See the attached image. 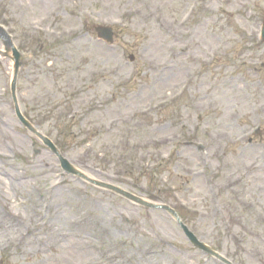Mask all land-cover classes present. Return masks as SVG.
Here are the masks:
<instances>
[{
	"label": "rangeland",
	"instance_id": "1",
	"mask_svg": "<svg viewBox=\"0 0 264 264\" xmlns=\"http://www.w3.org/2000/svg\"><path fill=\"white\" fill-rule=\"evenodd\" d=\"M52 1V4L44 7L28 8L24 4V0H10V3H7L3 8L2 13H7L8 18L25 29L27 22L40 19L48 14L54 4V0ZM124 1L67 0L64 3L59 2L60 12L52 20L51 25L59 31L78 29L82 17L80 11L91 9L93 17L123 18L129 22L131 27L133 26L131 33L120 34L117 42L119 51L113 52L114 56L106 53L85 35L81 38L66 39L67 51L63 50L64 46L61 47L54 43L58 48L56 53L72 56V58H64L65 67L63 69L69 68L66 66L67 63H77L76 67L80 70L81 75L94 67L103 68L105 66L107 69L122 67L124 70L123 78H116V81L111 78L97 84L98 93L91 91V88H86L83 96L84 107L72 108L70 106V108L61 110L63 114L61 118L65 116V112H70L69 116H75L76 111L80 113L79 117H74L75 120L71 126L77 129L90 128L88 137L92 138L87 140L90 143L88 145H91L89 148L84 146L83 142H73V145L67 144L68 155L75 158L78 157L77 155L87 153V150L92 148L95 153L103 155L106 153L108 156H113V160L118 162V156L122 155L123 152H128L131 148L130 144L133 145L134 142L137 144L132 146V154L146 149L145 142L148 139L151 141L152 137L164 139L167 135L188 134V131L192 134L195 133L198 139L208 141L216 151L224 147L222 156H216L213 159L210 166L212 168L209 170L210 176L220 186H224L225 183L229 182V179L243 178L241 184L233 190L221 192L222 202L226 204L227 209V223H229L227 227L219 222L215 225L213 217L210 216V212H214V210L203 185L204 181L209 179V175L203 181H198L199 183L190 182L186 184L184 180H174V182L179 187L180 198L200 212L195 217L197 218L196 222L193 221L191 226L201 241L208 242L214 239L213 242L223 252L229 254L231 261H234L235 264H264V257L260 260L251 257L250 254L246 255L240 251L230 237L233 232L242 233L246 238L245 244L247 246L259 247L260 245L258 236L264 233V226L256 222L257 216L264 213V148L244 152L240 149H231L225 143L227 137L231 138L240 134L254 124V119L258 118L256 112L264 105V45L257 46L254 40L251 42L248 38L246 39L248 34L256 35L257 33V25L264 17V0H147L142 13L133 16L128 14L130 4L124 3ZM194 3L198 6H195ZM191 6L198 8V11L187 24L185 32L182 31L184 35L180 38L178 36L180 31L178 20L184 13L189 12ZM160 8L166 11L164 21L167 32H177L174 38L167 36L166 30L162 29L160 25L147 23V20L142 18L149 13L154 14V12L160 11ZM66 10H69V14L71 13L68 18L62 16V12L66 13ZM71 42H75L74 47L70 45ZM183 47L188 48L186 51L188 55L177 57L178 52ZM0 49H2L1 45ZM189 51L191 56H189ZM137 52H139L138 60L134 64L129 63L126 59L122 60L126 54L136 57ZM215 56L218 60L214 67L204 66L207 61L209 62ZM9 64L10 62L7 61L5 66L7 74L0 71V95L1 92L7 90L8 78H11V65ZM40 64L38 68H34L27 74L28 81L24 77L21 79V84L18 86L21 88L22 94L19 92L18 101L22 111L31 118V122H34L33 125L43 127L50 133L53 131V125L47 120V115L44 116L43 113L57 110V108L45 110L40 105L31 107L28 102L38 100L41 103L47 99L45 94L52 92L56 84L63 87L62 83L70 82L74 72L72 68L69 74L54 75L47 72L46 68L41 67ZM163 65L164 67L172 65L174 68L170 74L171 81L168 86L163 81L153 89L145 90L140 97L136 96L134 99V97L128 98L126 96L132 92L139 79L138 70H142L143 73L140 79L146 81L143 78L145 74L150 73L152 78L156 77V72L152 69L149 71V68H159ZM250 68L259 69L263 75L259 78H252L248 73ZM191 71L193 72L190 73ZM60 75H65L62 81L58 80L57 76ZM188 78L193 79L190 89L178 105L170 109L163 117L152 114L142 118L141 112L144 108H148L159 97L176 91ZM119 79L130 80L131 83L128 88L116 87L120 83ZM49 99L53 103L59 101L61 97L56 93ZM90 102H94V104L89 105ZM12 105L9 104V100L0 101V111L6 113L5 118L14 121V126L5 136L8 141L4 143L3 139L0 138V146L6 147L4 150L6 153L3 154L11 156H15L13 154L14 148L18 153V159L9 164L1 161L0 168H6L13 174L15 172L20 177H27L23 180L25 184L22 188L14 186L18 189L17 198L16 195L11 196L12 188L8 189L9 198L13 201L16 200L17 203L16 205L13 203L12 210L14 213L22 214L24 219L33 217V209L37 205L34 201L42 202L38 197L39 188L44 187L47 190L54 185L55 180L60 184L66 181L67 186L61 188L64 195L59 197L57 194L52 202L42 204L45 205L44 216L46 219L44 222H50L54 212L59 210L62 211L64 223L51 225L49 229L52 230L53 227V230L44 231L42 239L49 240L47 238L50 236L49 232H51L54 242H59L60 237L64 234L68 235L69 238L67 242H59L60 249L57 246L50 247L49 245L46 248H39L36 240L30 242L32 247H29V244L28 246L27 244L19 246L15 244V237L17 235L20 237L21 233L25 231V227L16 230L11 235V244L3 242V232L0 227V260L6 259L8 264H120L128 263V260L136 263L139 262L143 251L149 247H164L157 239L163 238L180 246L186 251V254L192 253V256L195 257L194 264L203 263L206 256L195 250L188 243L181 230L163 213L133 206L111 194L82 186L63 175L57 179H50L46 174L42 181L33 180L29 175L25 176L26 174L36 176L35 174L43 173L41 166L45 164L42 163H48L47 167L51 168L50 170L57 171L56 165L58 163L42 145L40 154L35 157L31 149V142L25 140V137H28L30 133L20 128L21 126L11 110L10 114L9 109ZM57 117L59 119L58 110ZM178 120H180V124L187 125L188 130L180 129ZM50 121L55 120L50 119ZM59 121L60 124L63 123L60 119ZM122 121H126V123H122ZM160 123H167V125ZM95 125H105L107 134H104L105 131L103 130V135L97 138L91 137V134H94L93 127ZM122 125L126 128L124 131L130 139L127 148L124 145L126 141H123L118 135ZM140 128L143 129L139 130ZM139 139L142 141L140 142ZM173 143L169 140V144L162 148L163 152L173 153V162L178 166V170L174 168L173 164L167 166L165 173L170 174V178L171 173L193 172L206 167L199 161L195 149L181 148ZM138 144L140 149H138ZM93 150L89 152H93ZM148 150L154 152L155 148L150 146ZM90 162L93 163L91 160ZM80 167L78 169L81 170L82 166ZM2 173L0 171V174ZM91 174L96 175L92 171ZM0 178L2 177L0 176ZM95 178L105 181L98 177ZM120 186L146 200L152 192L150 187H146L145 182L131 180L128 177L124 178ZM153 195L156 198L158 196L165 197L164 194L156 193ZM238 199L251 202L253 209L248 211L242 209L237 204ZM19 204L22 206L20 207ZM51 204L52 207H50ZM3 206L4 201L0 198V223L3 218L8 220ZM92 210H97L106 229L113 226L118 229L116 231L118 236L115 239H119V241L113 244L110 238L107 239L103 258L98 253L89 250V244L84 240L92 238V240L97 241L99 239L97 233L94 232L86 236L81 234V230L77 228L78 222L90 215ZM194 223L195 226L193 227ZM87 227V230H90L92 223H88ZM131 246L138 248L137 251L141 256L133 255V248L130 250L131 253L124 251L123 248ZM48 250H51L50 253H46ZM169 253H172L175 261H183L176 253ZM210 264H214V262Z\"/></svg>",
	"mask_w": 264,
	"mask_h": 264
},
{
	"label": "bare ground",
	"instance_id": "2",
	"mask_svg": "<svg viewBox=\"0 0 264 264\" xmlns=\"http://www.w3.org/2000/svg\"><path fill=\"white\" fill-rule=\"evenodd\" d=\"M170 80H171L170 78H167L164 82L168 83ZM161 83H162V81H161ZM7 185H8V181H6L3 178L2 179L0 178V189H1L0 190V194H3L5 199H6L4 201L5 202V209L6 208H11L13 206V202H12L13 200H11L9 198L8 193H7L8 192ZM60 195H63V193L60 192L58 194V196H60ZM15 220H16V217H13L12 221H6L4 219L2 220L1 225L4 226V229L6 231V233L3 234V241H6L5 238H8L9 235H11L15 231V229L18 228L17 225L15 223H13ZM55 221H56V224H60V223L63 224L64 223L63 216H60L59 219H57ZM166 258H168V257L166 256ZM148 260H149V264H154L156 259L154 260L152 258V259H148Z\"/></svg>",
	"mask_w": 264,
	"mask_h": 264
}]
</instances>
